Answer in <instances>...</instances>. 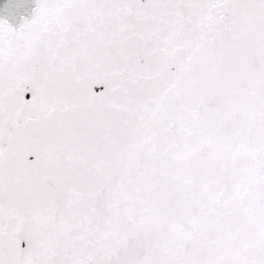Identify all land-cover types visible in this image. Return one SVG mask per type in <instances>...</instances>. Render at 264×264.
<instances>
[{"label":"snow or ice","instance_id":"snow-or-ice-1","mask_svg":"<svg viewBox=\"0 0 264 264\" xmlns=\"http://www.w3.org/2000/svg\"><path fill=\"white\" fill-rule=\"evenodd\" d=\"M20 19H0V264H264V0Z\"/></svg>","mask_w":264,"mask_h":264},{"label":"water","instance_id":"water-1","mask_svg":"<svg viewBox=\"0 0 264 264\" xmlns=\"http://www.w3.org/2000/svg\"><path fill=\"white\" fill-rule=\"evenodd\" d=\"M35 6L36 0H0V19H7L14 27H18L22 22L20 17L30 19ZM30 96L29 93L25 98L30 99Z\"/></svg>","mask_w":264,"mask_h":264}]
</instances>
